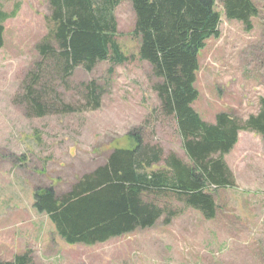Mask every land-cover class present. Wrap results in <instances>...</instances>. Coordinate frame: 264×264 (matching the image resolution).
Instances as JSON below:
<instances>
[{
  "label": "rangeland",
  "instance_id": "obj_1",
  "mask_svg": "<svg viewBox=\"0 0 264 264\" xmlns=\"http://www.w3.org/2000/svg\"><path fill=\"white\" fill-rule=\"evenodd\" d=\"M253 2L260 16L251 30L228 20L222 0L217 2L221 35L210 39L200 55L199 97L193 104L208 123L221 113L245 123L260 111L264 0ZM0 9L13 15L4 24L0 50V264L23 254L32 264H264V137L251 131L240 132L224 157L235 187L210 191L218 205L215 219L173 201L183 213L171 225L160 221L95 246L66 244L48 216L34 207L37 189L68 193L105 164L114 146H128L129 137L138 135L166 156L186 159L183 140L176 119L160 109L152 68L139 57L130 0L113 12L117 40L130 61L103 62L91 73L77 69L64 94L77 104L79 86L96 81L106 90L101 107L41 118L27 116L20 100L25 77L39 61L37 45L49 32L51 6L44 0H0Z\"/></svg>",
  "mask_w": 264,
  "mask_h": 264
},
{
  "label": "trees",
  "instance_id": "obj_2",
  "mask_svg": "<svg viewBox=\"0 0 264 264\" xmlns=\"http://www.w3.org/2000/svg\"><path fill=\"white\" fill-rule=\"evenodd\" d=\"M52 9L49 32L37 45L39 61L23 83L21 103L29 117L95 111L105 88L96 81L79 86L77 104L64 94L77 69L93 72L103 62L112 66L130 61L117 40L113 15L122 0H44ZM135 13L134 36L139 57L148 63L162 113L174 117L183 140L185 158L165 155L158 145L140 136L126 147L114 146L105 164L59 196L53 187L37 189L34 207L48 216L57 235L68 245L95 246L154 228L171 225L183 213L173 201L217 217L212 189L235 187L224 157L237 145L242 131L264 137V98L260 111L245 123L221 113L208 123L193 108L200 55L207 42L220 37L218 0H130ZM228 20L253 28L260 16L253 0H222ZM13 15L0 9V50L5 22ZM65 89V91L63 90ZM18 101V100H17ZM79 103V104H78ZM163 165L161 169L154 167ZM4 264H32L28 254Z\"/></svg>",
  "mask_w": 264,
  "mask_h": 264
}]
</instances>
